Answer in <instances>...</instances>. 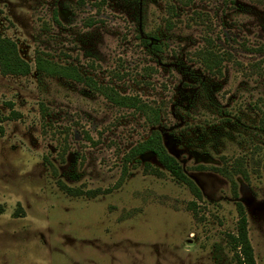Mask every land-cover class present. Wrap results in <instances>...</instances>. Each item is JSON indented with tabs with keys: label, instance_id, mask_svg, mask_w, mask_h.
Listing matches in <instances>:
<instances>
[{
	"label": "rangeland",
	"instance_id": "1",
	"mask_svg": "<svg viewBox=\"0 0 264 264\" xmlns=\"http://www.w3.org/2000/svg\"><path fill=\"white\" fill-rule=\"evenodd\" d=\"M0 38L30 68L0 73V264H235L238 203L264 264V0H0ZM155 130L200 200L125 167Z\"/></svg>",
	"mask_w": 264,
	"mask_h": 264
},
{
	"label": "trees",
	"instance_id": "2",
	"mask_svg": "<svg viewBox=\"0 0 264 264\" xmlns=\"http://www.w3.org/2000/svg\"><path fill=\"white\" fill-rule=\"evenodd\" d=\"M155 48V47H154ZM208 56V55H206ZM204 56V63L208 69L213 68V59L210 57ZM41 66L37 63V68ZM49 67L42 66L41 69L47 73L55 72V69H48ZM30 71V68L27 63H25L17 53L16 45L7 38H0V73L3 76H26ZM71 78L77 82H83L87 86L90 84L86 80H82L80 77H75L69 75ZM91 86V85H90ZM102 95L112 104L123 107L127 109L137 110L139 113L146 114L147 122L151 125L152 128L160 124L158 113L151 110L146 104L141 103L139 100L130 97H121L117 93L108 92L107 89H98ZM150 114V115H149ZM151 155L154 156L159 163V165L168 172L175 180L186 185L189 190L193 193L194 197L197 200L201 199L199 190L193 184V182L187 178L184 174L181 166L177 161L171 157L165 150L161 135L158 131H152L149 137L138 143L134 146L124 157L123 163L125 167L128 164H131L137 158ZM154 174H157L156 170L153 171ZM235 175H241L243 178H246V173L244 169L239 166L236 170L232 171ZM224 173H226L224 171ZM71 193L70 190H68ZM193 208L195 203H191ZM238 220L236 224V231L234 234L227 235V244L230 250L233 253V259L235 264H255L253 249L248 237L247 230V219L243 207L238 203L237 204ZM192 210V209H191Z\"/></svg>",
	"mask_w": 264,
	"mask_h": 264
}]
</instances>
